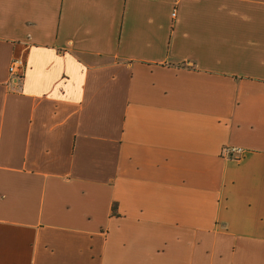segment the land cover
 I'll list each match as a JSON object with an SVG mask.
<instances>
[{
  "label": "crops",
  "instance_id": "0c3cea01",
  "mask_svg": "<svg viewBox=\"0 0 264 264\" xmlns=\"http://www.w3.org/2000/svg\"><path fill=\"white\" fill-rule=\"evenodd\" d=\"M0 264H264V0H0Z\"/></svg>",
  "mask_w": 264,
  "mask_h": 264
},
{
  "label": "built area",
  "instance_id": "2783aa9c",
  "mask_svg": "<svg viewBox=\"0 0 264 264\" xmlns=\"http://www.w3.org/2000/svg\"><path fill=\"white\" fill-rule=\"evenodd\" d=\"M23 67V62L21 60H13L10 66V74L12 76V79L14 81H18L19 79L22 78V74H20V69ZM226 154H232V153H237L239 156H242V150L240 149H227L225 150Z\"/></svg>",
  "mask_w": 264,
  "mask_h": 264
}]
</instances>
